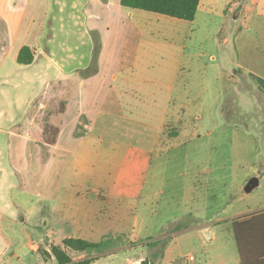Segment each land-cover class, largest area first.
I'll return each mask as SVG.
<instances>
[{
    "label": "crops",
    "instance_id": "1",
    "mask_svg": "<svg viewBox=\"0 0 264 264\" xmlns=\"http://www.w3.org/2000/svg\"><path fill=\"white\" fill-rule=\"evenodd\" d=\"M142 11L123 7L120 0H0V232L9 231L8 245L13 230L29 226L40 232L24 236L34 252L51 239L54 225L72 230L61 244L69 237L100 242L108 225L101 205L111 197L119 198L109 194L131 193L125 190L129 185L137 190L132 184L150 167V146H155L168 121L169 107L183 103L184 98L180 93L172 97L171 85L160 114L155 111V97L148 98L150 104L138 113L139 99L145 103L150 94V80L135 72L142 66L141 58L150 56V31L143 27V22L150 23V14ZM237 18L242 21L232 41L235 53H231V64L225 60L233 80L244 76L252 81L264 109V0L246 1L240 12L234 11L233 19ZM168 25L178 40L175 56L180 61L186 55L188 33L180 29L173 34L170 27L174 25ZM221 37L222 43L229 42ZM23 46L32 48L34 58L28 65L17 61ZM141 50L145 55L140 56ZM66 85L71 90L59 133L56 142L48 144L41 137L44 118L38 116L45 112L53 121L49 110H41L50 106L40 101L35 113H29L34 100L53 87L60 91L56 105ZM177 113L174 120L182 123L185 111ZM132 128L153 135L152 144L123 139ZM260 157L258 150L242 183L255 176L258 186L264 185ZM106 165L119 167L120 173L117 168L114 173L107 171ZM137 165L143 169L130 177L125 168ZM243 197L227 204V242L234 246L239 264H264V191L253 199ZM76 203L81 205L74 207ZM206 231L210 238L215 235L212 228ZM6 253L0 249V264L6 261ZM9 255L20 259L19 252ZM41 257L42 264L53 259ZM93 258L91 263L97 259Z\"/></svg>",
    "mask_w": 264,
    "mask_h": 264
},
{
    "label": "rangeland",
    "instance_id": "2",
    "mask_svg": "<svg viewBox=\"0 0 264 264\" xmlns=\"http://www.w3.org/2000/svg\"><path fill=\"white\" fill-rule=\"evenodd\" d=\"M246 1L204 0L193 23L142 11L150 14V23L143 22V27L150 31V56L141 58L142 66L135 72L150 80V94L145 103L139 99L138 113L150 104L148 98L155 97V111L160 110V114L171 85V96L175 98L180 93L183 103L169 107L168 121L155 146H150V167L125 168L133 178L142 170L143 177L132 184L137 190L134 192L129 185L125 190L131 193L109 194L119 198L111 197L106 205H101L103 218L108 222L99 240L103 242L101 247L72 253L73 261L97 257L91 264H239L234 246L227 242V204L241 196L245 201L253 199L264 191L261 185L245 193L244 186L255 176L243 183L241 180L244 173H249L258 150L264 160L262 102L252 81L244 76L233 80L230 76L231 53H235L232 41L242 21L233 19V15L234 11L240 12ZM168 23L174 25L170 27L173 34L180 29L188 33L186 55L180 61L175 56L178 40L171 36ZM221 34L229 39L228 43H222ZM170 38L174 43H169ZM56 89L53 87L34 100L29 115L35 113L40 101L50 106L41 110L54 112V99L60 96ZM181 111H185L183 122L178 123L174 119ZM45 116L43 112L38 117ZM40 121L43 125V120ZM132 130H124L123 139L140 145L152 144L153 135ZM106 166L107 171L114 173L117 168L120 173L119 167ZM79 205L76 203L74 207ZM91 210L98 212L96 206H91ZM45 220L49 228L51 216ZM207 227L215 231L212 238L204 232ZM53 228L51 239L40 244L36 252H32L24 236H34L39 231L29 226L13 230L11 245L5 238L9 231L0 232V249L8 252L2 264H42L41 255H46L48 261L52 259L51 245H60L62 237L72 232L57 225ZM12 251L19 252V260L9 255Z\"/></svg>",
    "mask_w": 264,
    "mask_h": 264
},
{
    "label": "trees",
    "instance_id": "3",
    "mask_svg": "<svg viewBox=\"0 0 264 264\" xmlns=\"http://www.w3.org/2000/svg\"><path fill=\"white\" fill-rule=\"evenodd\" d=\"M199 2L200 0H120L123 7L140 9L187 21H193ZM96 56L97 50L94 52V62ZM33 58L32 48L23 46L18 53L17 61L22 65H28L33 61ZM70 90L71 86L66 85L64 87L62 95L57 101L55 111L50 113L55 119L51 121L49 116H45L43 119L41 137L48 144L56 142L60 129L59 123L61 116L65 112L67 96ZM102 243V241L92 242L82 238L69 237L63 239L61 245H51L50 251L57 264H90L94 258L73 261L70 253L89 252L100 248Z\"/></svg>",
    "mask_w": 264,
    "mask_h": 264
},
{
    "label": "water",
    "instance_id": "4",
    "mask_svg": "<svg viewBox=\"0 0 264 264\" xmlns=\"http://www.w3.org/2000/svg\"><path fill=\"white\" fill-rule=\"evenodd\" d=\"M258 186V178L257 177H252L248 180L246 185L244 186V191L246 193H250L254 188ZM205 234L208 235V232L206 231Z\"/></svg>",
    "mask_w": 264,
    "mask_h": 264
}]
</instances>
